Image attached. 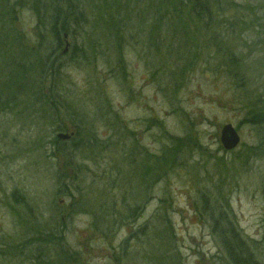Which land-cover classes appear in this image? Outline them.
<instances>
[{
    "label": "rangeland",
    "instance_id": "374dc122",
    "mask_svg": "<svg viewBox=\"0 0 264 264\" xmlns=\"http://www.w3.org/2000/svg\"><path fill=\"white\" fill-rule=\"evenodd\" d=\"M51 1L0 0V264H221L202 192L264 263V0H56L59 55Z\"/></svg>",
    "mask_w": 264,
    "mask_h": 264
},
{
    "label": "trees",
    "instance_id": "16d2710c",
    "mask_svg": "<svg viewBox=\"0 0 264 264\" xmlns=\"http://www.w3.org/2000/svg\"><path fill=\"white\" fill-rule=\"evenodd\" d=\"M217 2H220V0H183V3H187L190 6L192 14L199 21L204 20L205 17L212 18L214 6L216 5ZM158 4H164L165 5V2H163V3L158 2ZM175 7H177V6H175ZM175 7H173V10H175ZM35 11H37V21L39 22V26L44 23V20L42 21V16H40V18H39V11H44L46 14L49 11L52 12V16L54 18L53 17H51V18L54 21L48 22V24L50 25V27L48 26L50 28L48 35L50 36V38L53 41V44L51 46H53V48H55L56 54L59 55L64 50V48H63L64 45L62 43L63 35L68 34V30L70 28V23L74 21L73 19H71V17L64 15L67 13H71L70 9L66 8L65 13H64L63 7L56 0H55V3L53 4V0H52L51 3L48 2L45 4L38 5L35 9L31 10V12H35ZM1 14L2 13H0V15ZM153 14L155 17L154 18L155 24L153 27L157 30H161V28H162L163 32L166 31L167 30L166 27L168 25V22H167L168 17L166 15L160 16L159 14H161V13H159L158 8L155 12L153 11ZM163 14H165V13H163ZM8 16H9V14H7V16H5L4 18H1V16H0V23H1V21L5 22V20H7L6 18H8ZM70 20H71V22H69ZM19 42H20V40H16V38H14L12 45L17 46L18 52H21V50L19 48ZM16 53H17L16 51H13L14 57L19 58ZM26 57L27 56L24 55V57H21V59H26ZM29 58L31 59L30 55H29ZM21 59L19 58V60H21ZM40 60L41 61H40L39 67H44L48 64V62L44 61V59L42 57ZM5 63H7V61ZM5 63H4V65H5ZM25 66L28 67L27 71L28 70L31 71V74L33 76V74H35V72H36L33 61L32 62L28 61V65H25ZM9 67H10L9 65H5L4 68L7 69ZM18 67H21V66L18 65L16 68H18ZM22 68H20V69H22ZM21 76H22V79L19 80V76L17 75V72H16V78L13 79V81H12L13 84H16V86H19V83H22V85L25 84V85L29 86V88H31L32 86H34V83H35V85H36V83H38L37 81L33 82L32 77H30L29 80H27L28 81L27 83H24L25 79L23 78V75H21ZM35 78H37V77H35ZM41 85H43V84H41ZM41 85H39V86H41ZM30 92H31V90L27 89V92H25V93L28 94ZM42 94L43 93L41 92L39 94V96H41ZM252 118L253 119L251 122H253V123L256 122L255 124H257V125H262V123H263V125H264V112L262 114H256ZM78 147H79V145H77V146L75 145L74 148L78 149ZM66 151H70V149L67 148ZM218 190H219V188H218ZM219 192H220V194H222V191L219 190ZM216 199H218V200H216ZM214 200L216 203H218L217 206L212 205ZM224 203H225V201L222 200V198L219 199V196L212 198L211 196H209L207 194V192H205V193L202 192L200 202L197 205V207L200 208V211L199 210L198 211L200 212V216H202V220L208 219L207 222H209V224L211 225L210 229L212 230V233L214 234L213 237L216 239L218 246H219V249H220V252H221L220 253V255H221L220 261L222 262L221 264H264L262 262V259H260V256L256 255V252L254 251L257 249V247H256L257 245L254 244V246H255L254 247L253 245H251L250 242L246 241L244 239V237L238 232L235 224L230 221V219H229L230 218L229 217L230 208H228V206L226 207L224 205ZM163 226H165V225H163ZM166 228H167V231H169L168 227H166Z\"/></svg>",
    "mask_w": 264,
    "mask_h": 264
},
{
    "label": "water",
    "instance_id": "95a60500",
    "mask_svg": "<svg viewBox=\"0 0 264 264\" xmlns=\"http://www.w3.org/2000/svg\"><path fill=\"white\" fill-rule=\"evenodd\" d=\"M59 139H66L68 136L58 135ZM220 143L224 150L231 151L240 143V138L232 125H225L220 132Z\"/></svg>",
    "mask_w": 264,
    "mask_h": 264
},
{
    "label": "bare ground",
    "instance_id": "6f19581e",
    "mask_svg": "<svg viewBox=\"0 0 264 264\" xmlns=\"http://www.w3.org/2000/svg\"><path fill=\"white\" fill-rule=\"evenodd\" d=\"M62 134H63V133H62ZM63 135H66V134H63ZM57 139H59L58 136H57ZM238 146H239V144H238V145L236 146V148H234L233 150H231V151H226V150H225V151H226V152H233L234 150H236V149L238 148Z\"/></svg>",
    "mask_w": 264,
    "mask_h": 264
}]
</instances>
